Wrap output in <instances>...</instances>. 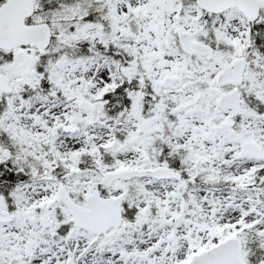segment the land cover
I'll return each instance as SVG.
<instances>
[{
  "label": "snow or ice",
  "instance_id": "1",
  "mask_svg": "<svg viewBox=\"0 0 264 264\" xmlns=\"http://www.w3.org/2000/svg\"><path fill=\"white\" fill-rule=\"evenodd\" d=\"M0 264H264V0H0Z\"/></svg>",
  "mask_w": 264,
  "mask_h": 264
}]
</instances>
